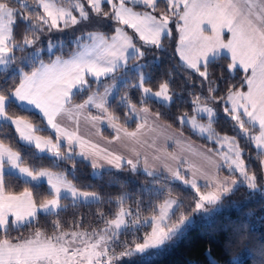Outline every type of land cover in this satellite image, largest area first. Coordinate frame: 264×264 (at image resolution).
Wrapping results in <instances>:
<instances>
[{"label": "snow or ice", "instance_id": "6c2138e0", "mask_svg": "<svg viewBox=\"0 0 264 264\" xmlns=\"http://www.w3.org/2000/svg\"><path fill=\"white\" fill-rule=\"evenodd\" d=\"M137 5L141 6L140 11L135 10ZM173 22L179 32L175 51L182 70L188 73L185 84L190 81L187 95L192 97L193 112L190 120L187 113L176 119L182 127L187 121L194 131L208 133V139L214 137L221 147L227 146L228 151L219 156L230 175L221 177V165L210 158V168H197L191 177L180 171L176 153L165 151L149 158L133 149L134 158H125L82 139L58 120L72 119L73 114H82L91 106L99 114H88L85 119L94 126L106 120L116 132L113 139L120 140L123 135L129 141L141 143L140 133L149 120L153 125L148 130L154 132L155 121L163 115L151 112L147 105L170 107L174 98L189 103L172 91L171 72L154 85L146 71L149 64L143 62L145 49H163L165 37L173 35ZM18 26L22 28L19 33ZM74 26H82L81 35L76 37L81 50L68 59H52L53 45L49 43L45 62L41 37ZM125 26L138 35L142 42L139 46L126 34ZM89 27L93 30L84 31ZM105 29L114 30L115 34L109 37ZM18 51L24 55L17 57ZM218 60L225 62L217 63ZM0 65L4 66L0 72L12 66V75L0 80V264H120L124 258L143 256L150 250L158 255L185 234L193 217L203 214L208 219L218 212L217 206L234 194L237 185L264 195V175L250 171L251 165L242 158L243 149L236 137L211 132L216 112L209 106L225 103L224 112L260 150L259 168L264 174V0H87V5L75 0L69 6H58L53 0H0ZM240 72V86L228 84V78ZM102 78L112 81L103 84V92L99 90ZM93 81L96 91L82 103L74 104L73 98L89 91ZM197 83L200 88L193 91ZM120 85L125 94L119 97L118 106L125 109V123L109 107L108 98ZM245 86L247 91H243ZM205 88L207 95L203 94ZM129 89L139 93L137 102L132 101ZM221 91L223 95H218ZM17 106L22 111H29L26 106L38 110L47 127L54 130L55 139L38 134L41 128L28 117L10 114L9 109ZM241 111L249 125L258 124V135L250 134ZM196 113L206 115L207 126L197 123ZM133 116L136 128L129 131L126 122ZM77 156L89 162L94 172L105 166L142 172L145 184L140 187L141 195L133 201L134 208L127 204L132 199L130 193L118 196L113 218L98 211L103 228L91 232L63 231L56 219L52 223L53 234L46 235L36 223L41 214L58 217L65 210L63 199L70 198L73 204L103 202L98 192L81 190L73 182L74 176L69 179L64 170H59L65 161L75 165ZM235 173H239L240 179ZM198 177L206 181L205 190L198 184ZM174 182L195 192L191 212L180 211L176 219L173 217L182 205L173 195ZM19 184L24 186L23 191L15 190ZM145 196L149 197L146 206ZM153 198L159 202L153 203ZM145 211L151 214L144 216ZM142 225H150L151 231L141 243L137 242L136 233ZM23 227L36 230L28 238H9L12 230ZM122 229L133 235L131 242L119 241ZM235 231L242 241L244 237L239 236L238 229ZM117 247L122 250L117 252ZM207 258L209 264H217L210 250Z\"/></svg>", "mask_w": 264, "mask_h": 264}, {"label": "trees", "instance_id": "16d2710c", "mask_svg": "<svg viewBox=\"0 0 264 264\" xmlns=\"http://www.w3.org/2000/svg\"><path fill=\"white\" fill-rule=\"evenodd\" d=\"M59 3H66L64 0H57ZM31 3V0H29ZM160 9L157 10L159 12ZM69 29V28H68ZM72 29V28H70ZM92 28H85L84 31ZM126 29V28H125ZM173 32L172 37H165L163 49H145L144 63L149 64V68L146 69L152 76L154 85L158 84L161 80L167 78V74L171 72L172 79L170 81L172 91L177 96H182L183 100L189 101V103H182L180 100L174 98L170 107L159 106L157 104L147 105L150 107L151 112H161V121L170 125L175 129H180L184 134L188 135L191 139L200 142L201 144L210 145L203 138H200L189 131L186 126H181L176 119L177 116L187 113L193 114L192 105L190 103L192 97L187 95L189 90V84L186 85L185 81L188 80V73L182 70V64L178 61L175 54V42L176 35L175 29L171 26ZM17 33L22 31L21 27H17ZM107 34H111L113 30L105 29ZM76 34L81 33V29L74 32ZM75 34L65 35L62 38L65 39V43L57 45L53 48L54 55L61 56L62 58L70 56L76 49L78 44L74 38ZM42 38V37H41ZM71 40V41H70ZM134 43L139 46L141 43L134 39ZM21 52H16V56L19 57ZM45 62H48V53L43 51L41 53ZM133 61H130L132 63ZM223 60H218L217 63H224ZM12 75V66H9L6 72H0V80H3ZM243 79V73L240 72L235 76L228 78V84H235L240 86V81ZM90 80V79H89ZM91 81V80H90ZM111 80L102 79V85L99 90H103V84H111ZM221 84V88H223ZM97 85L93 81L92 88L89 91H85L73 98V103L83 101L89 94L96 91ZM200 88L197 83L193 91H198ZM183 89V90H182ZM125 94V88L120 85L119 90L113 96L109 102L110 111L115 112L120 117V122L125 123V109L122 106H118L119 97ZM129 96L133 102L139 100V93L135 89L128 90ZM203 94L207 95L206 88L203 90ZM218 95H223V91ZM212 105L216 112V117L211 122L213 129L221 134H227L235 136L237 143L243 149L242 158L245 159L246 164H250V171L257 172L258 175H263L259 168V154L260 151L256 150L252 142L245 137L240 130H236L234 121L231 117L224 112L225 103L220 101L218 104ZM139 106V105H138ZM12 115H23L33 120L37 124L41 131L38 133L44 136H50L53 138L52 133L45 126L42 119L32 111H22L19 107H12L9 109ZM137 120L131 118L127 120L126 126L128 130L133 129L136 126ZM247 124V123H246ZM250 128V125H246ZM256 130V129H254ZM14 133V130H11ZM45 166L46 162H45ZM69 175V179H73L77 187L81 190L96 191L102 198V203H84L73 202L69 199H63L62 204L65 205V210L57 217L55 214L44 215L41 214L36 227H39L45 234L53 232L52 223L54 220L59 219L62 224V229H94L103 224L97 216L98 211L103 210L106 214V218H113L117 205L115 203L116 198L125 193H130L132 199L127 202L134 208V203L137 198L140 197V187L145 184V178L142 172L133 173L127 168L124 170H103L99 175H92L91 166L82 160L75 158V165L72 161H65L61 169ZM15 184V181H13ZM173 195L177 198L181 207L176 212L185 211L191 212V205L194 201V192L181 184L180 182L173 183ZM23 185L16 186V191H23ZM43 187L46 188L45 184ZM153 203H158L154 198ZM143 203L146 206L149 203V197L143 198ZM151 213L145 211L144 216H149ZM36 227H23L17 230H12L9 234V238L15 240L18 237L25 236L26 234L36 230ZM239 231V236H243L241 241L235 230ZM150 231V225L140 226L136 235L139 237L137 242H141L144 235ZM121 235L118 237L122 241L133 240L131 233H126V230H121ZM232 238V243L229 244V239ZM227 249V254H225ZM211 254V258L217 262V264H264V195L261 191L252 192L246 188V186L237 185L234 189V194L224 199L221 203L219 211L212 214L208 219H204L203 215L198 214L193 217V223L189 227L185 234L175 243L169 244L158 255L155 252L145 253L143 256L136 255L132 258H124L120 264H209L207 254Z\"/></svg>", "mask_w": 264, "mask_h": 264}, {"label": "rangeland", "instance_id": "374dc122", "mask_svg": "<svg viewBox=\"0 0 264 264\" xmlns=\"http://www.w3.org/2000/svg\"><path fill=\"white\" fill-rule=\"evenodd\" d=\"M64 1H66V3H68V4H62V3H59L57 0H53V2L56 3L58 6H60V5L69 6V5L75 3V0H64ZM82 3L87 5V0H82ZM73 14L78 16V12H76L74 10H73ZM171 26H173L175 28V30H176V25H175L174 22L170 24V27ZM81 27L82 26H74V27H72V29H70V28L69 29H65L63 32L53 31L49 35L42 36V38H41V40H42L41 47L45 51H47V45L49 43H52L53 48L55 46H57V45L59 46V45L65 43V41H64L65 39L62 38L65 35L75 34V36H74V38H72V40L76 41V37L80 36L81 33L76 34L74 32H76L79 29H81ZM205 27H207V26H205ZM90 30H93V29H89V30H86V31H90ZM49 36L51 37V40H49ZM176 36H177V38H176V42H175V49H176V45L179 42V32L177 30H176ZM175 54L177 56L178 61L180 62L179 55H177L176 51H175ZM22 55H24V54H20L19 57L22 56ZM135 63L136 62L133 61L130 64H135ZM209 106H212V105L209 104ZM187 115H188V119L190 120L193 114H191V115L187 114ZM196 116H197V123L198 124H203L205 126L208 125L209 121H208V118L206 117L205 114L196 113ZM215 117H216V115L212 118V121H213V119ZM133 118L136 119L135 116H133ZM140 122H143V119H141ZM152 125H153V123L149 120V124L146 125V126H152ZM245 125H247V124L245 123ZM184 126H186L191 133H193L194 135H196V136H198L200 138H203L210 145L201 144L200 142H197V141L191 139L188 135L184 134L183 131L180 130V129H175L174 128V130H175L174 132L176 134H174L172 139H166V137H168V136H166L164 134V132L156 131L157 132V134H156L157 137L161 139V143H160L161 147H157V149H160L159 155H162V153H163L162 149H164L166 145H170L171 144L166 150H167L168 153H176L179 156V158H180L179 159V164H178L179 169H180V171L182 173L186 174L187 176L191 177L192 171L197 169V168H199L201 170L209 169L210 168L209 158H210L211 161H214V162H216V163L221 165V167L219 169V175L221 177L230 175L228 170H227V168L223 166V161L220 160V156H219L220 152H227L228 151L227 146L225 145L224 147H221V145L216 142L214 137L212 139H208V133L201 134V133H199L198 129L194 131L192 129V125L190 123H188L187 121L185 122ZM258 128H259V126H258ZM236 130H239V128L237 127ZM254 131H255L254 128L251 127L250 128V134L255 135L256 132L254 133ZM211 132L214 135H220V136L227 135V134H221V133L216 132L213 129L212 124H211ZM258 134L259 133H257V135ZM227 136L232 137L231 135H227ZM253 145L255 146V144H253ZM257 150H259V149H257ZM100 172H101L100 169L95 171V172L92 170V175L97 176V175L100 174ZM234 175L237 177V179H240L239 173H235ZM197 182L201 186L202 190H205L204 189V185H205L206 181L203 178L198 177L197 178ZM188 188H190V187H188ZM192 191L194 192V190H192ZM194 194H195V192H194ZM220 207H221V204L217 206L218 209ZM179 212H176V216H174L173 219H176L178 217ZM200 215H203V214H200ZM103 227H104V225H102V226H100L98 228H94V229H99V228H103ZM62 230L63 231H88V232H91L93 229H79L78 228V229H73V230H65V229H62ZM150 231H151V227H150ZM34 232L35 231L30 232V233L26 234L25 236H22L21 238H25V237H27L30 234L32 235ZM52 234H53V232L49 233V234H46V235H52ZM118 239H119V241L123 242L120 238H118ZM142 242H143V239H142L141 243ZM121 250L122 249L120 247L116 248L117 252H119ZM150 252H154V251L150 250L147 253H150Z\"/></svg>", "mask_w": 264, "mask_h": 264}, {"label": "crops", "instance_id": "0c3cea01", "mask_svg": "<svg viewBox=\"0 0 264 264\" xmlns=\"http://www.w3.org/2000/svg\"><path fill=\"white\" fill-rule=\"evenodd\" d=\"M62 4H65V3L62 2ZM130 6H132V5H130ZM135 10L140 11L141 10V6H138V5L135 6ZM155 14L158 15L159 12H157ZM125 28H126L125 29L126 34L132 36L133 39H137L140 43H142L139 40L138 35L134 32V30H132L130 28H127L126 26H125ZM114 34L115 33H114V30H113V32L111 34H107V35L109 37H111ZM175 35H176V30H175ZM176 38H177V36H176ZM80 50L81 49L79 48V46H77L76 49L73 51V53L70 56L64 57L63 59H68V58L74 56ZM177 55H179V54L177 53ZM53 59H55V58H53ZM129 63H130V61H129ZM3 67L4 66L0 65V68H3ZM89 79L92 80L91 77H89ZM102 79H104V78H102ZM103 90L101 92H103ZM243 91H247L246 86H245V89H243ZM116 92H117V90L114 89L113 93L108 98L109 102L111 101L113 96L116 94ZM83 101L78 102V103H74V104H79V103H82ZM26 107L29 108V111H32V112L36 113L42 119V121L44 122L45 126L47 127V122L43 119L42 114H40L38 112V110H35V109L31 108V106H26ZM228 107L230 108L231 105L229 104ZM88 114L97 115L99 113L94 107L89 106L86 110L83 111L82 114H73V118L72 119H68L67 117H60V118H58V120L61 123L62 127L67 128L69 131L76 132V134L79 137H81L82 139H84L86 141H89L92 144L99 145L101 148H104V149H107V150L112 151L114 153L120 154V155L124 156L125 158H134L133 151H132L133 149H135L136 151L140 152L142 156L145 155V154L148 155L149 158H151L154 155H159L160 149H157V147H161L160 146L161 139L157 137V135H156L157 132L156 131H162L168 137L169 136L173 137L174 134H176L174 132L175 130H174L173 127H171V126L169 127L168 124H166L165 122L159 120V121H155V125L157 126V130L156 131H154V132L153 131H149L148 130L149 126H146L145 129H143L141 131V133H140L141 143H135V142L129 141L128 139L124 138L123 135H121V139L120 140H115L113 138L116 136V132L111 127L108 126L106 120L103 121V122H100V123H98V124H96L94 126L92 122H90L87 119H85V116L88 115ZM241 118L245 121V123L248 124L247 117H244L242 115V111H241ZM251 127L256 129L254 131V133L256 132L255 135H257V133H259L258 132L259 131L258 125H250V128ZM135 128H136V126L133 129L129 130V131H133V130H135ZM48 129L52 133L53 139H55L54 130H52L50 128H48ZM170 145H166L165 148L162 149V151L163 152L164 151L167 152L166 149ZM77 151H79V149H77ZM258 151H260V150H258ZM77 158L82 160V158H80L79 156H77ZM83 162L88 163L90 165V163L87 162V161H83ZM100 170L103 171V170H116V169L111 168V166H105V167L101 168ZM43 184H45V186L47 187L46 181ZM68 199L71 200L70 198H68ZM80 202H82V201H80ZM29 236H31V234L28 235L25 238H28Z\"/></svg>", "mask_w": 264, "mask_h": 264}]
</instances>
